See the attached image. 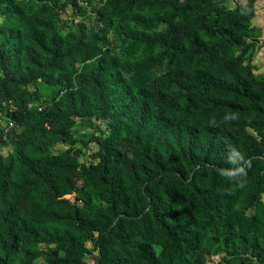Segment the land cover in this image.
Wrapping results in <instances>:
<instances>
[{"label":"trees","instance_id":"obj_1","mask_svg":"<svg viewBox=\"0 0 264 264\" xmlns=\"http://www.w3.org/2000/svg\"><path fill=\"white\" fill-rule=\"evenodd\" d=\"M226 1L0 0V110L66 146L0 154V264H264L260 30L253 0ZM66 6L94 19L71 41ZM76 118L100 135L75 139Z\"/></svg>","mask_w":264,"mask_h":264},{"label":"rangeland","instance_id":"obj_2","mask_svg":"<svg viewBox=\"0 0 264 264\" xmlns=\"http://www.w3.org/2000/svg\"><path fill=\"white\" fill-rule=\"evenodd\" d=\"M79 3L84 4V0H79ZM227 6V5H226ZM82 22L86 25H90L94 23L93 14L90 12L86 13L84 18L74 17L71 14V8L66 6L65 9L60 13V24L59 30L61 35L66 38L68 41L76 39L75 34V23ZM111 41V51L113 53H118L120 48H123L128 45V41L124 40L120 36L110 35ZM154 74H159L162 72V64L157 63L152 71ZM41 92H45L46 90L40 87ZM48 92V90H47ZM47 102L43 101L42 103ZM103 129V125L94 120V119H78L76 118V122L74 126L71 128V135L77 140H87L90 136L100 135V130ZM0 131L3 134V140L5 144L0 147V154L5 155L13 152L15 148H21L24 152L29 155H37V154H49L61 151L66 148V146L62 144H56L48 150L41 152L39 151L37 144L34 140L36 134L39 133V129L33 126H27L24 128H20L14 126L5 116V108L2 107L0 110ZM73 148H80L81 152L77 155V160L79 165L87 166L91 163H94V159L89 155L95 149V145L93 143H89L86 148L80 146L79 143H75ZM78 183V180L75 179ZM68 200L73 201V195H66ZM86 245L89 246L87 242ZM38 248L44 252L49 250V246L44 244H38ZM44 255L40 254L34 261L35 264H43L44 263ZM94 259V254L85 255L84 261L86 264H91ZM209 262L215 263L219 260L218 255H209L207 257ZM251 264H255L252 262Z\"/></svg>","mask_w":264,"mask_h":264},{"label":"crops","instance_id":"obj_3","mask_svg":"<svg viewBox=\"0 0 264 264\" xmlns=\"http://www.w3.org/2000/svg\"><path fill=\"white\" fill-rule=\"evenodd\" d=\"M246 0H227V7H233L235 3H244ZM253 16L250 25L258 28L257 45L251 56L253 73L264 75V0H253Z\"/></svg>","mask_w":264,"mask_h":264},{"label":"clouds","instance_id":"obj_4","mask_svg":"<svg viewBox=\"0 0 264 264\" xmlns=\"http://www.w3.org/2000/svg\"><path fill=\"white\" fill-rule=\"evenodd\" d=\"M242 171V170H241Z\"/></svg>","mask_w":264,"mask_h":264}]
</instances>
